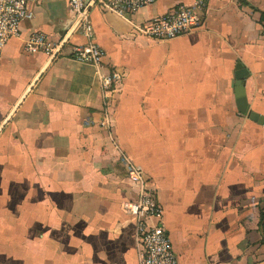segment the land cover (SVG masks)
I'll return each mask as SVG.
<instances>
[{"label":"crops","instance_id":"0c3cea01","mask_svg":"<svg viewBox=\"0 0 264 264\" xmlns=\"http://www.w3.org/2000/svg\"><path fill=\"white\" fill-rule=\"evenodd\" d=\"M93 2L94 0H86ZM126 17L98 0L88 17L107 67L122 74L102 125L95 67L71 56L76 28L49 62L23 40L60 44L69 0H27L0 57V264H138L137 196L114 141L150 177L180 264H264V125L239 113L235 64L249 107L264 115V0H206L200 26L172 39L139 36L177 4Z\"/></svg>","mask_w":264,"mask_h":264},{"label":"built area","instance_id":"2783aa9c","mask_svg":"<svg viewBox=\"0 0 264 264\" xmlns=\"http://www.w3.org/2000/svg\"><path fill=\"white\" fill-rule=\"evenodd\" d=\"M157 0H98L104 11L114 12L126 17L139 8L155 3ZM86 0H69L68 6L74 19L80 18L77 29L86 42L74 44L71 56L78 62L95 67L100 81L103 104L102 125L110 130V101L114 96L122 74L116 67H107L106 52L95 41L92 23L86 13ZM206 0H194L189 4L180 3L171 10L157 15L143 24L134 25L139 36L163 41L187 33L202 22ZM32 17L27 0H0V57L3 48L13 37H19L20 24ZM25 52H43L50 56L57 48V43L43 32H32L22 42ZM120 154V161L125 166L128 176L138 192L136 198L124 206L126 213L135 222L139 246L138 264H180L172 247L167 230L163 224V208L154 188L151 177L113 142Z\"/></svg>","mask_w":264,"mask_h":264},{"label":"water","instance_id":"95a60500","mask_svg":"<svg viewBox=\"0 0 264 264\" xmlns=\"http://www.w3.org/2000/svg\"><path fill=\"white\" fill-rule=\"evenodd\" d=\"M94 2H95V0L93 2H88L87 8L85 11L86 13H88V11L90 10V8ZM79 21H80V18H78V19L72 18V26H71L68 34H66V36L62 39L60 44L55 49V51L49 56V60L47 63H49L56 56V54L58 53L60 48L63 46V44L67 40V38L76 29ZM248 75H249L248 69L244 66V64L242 62L237 61V63L235 64V98H236L237 109H238L239 113L244 114L249 120H252V121L256 122L257 124L264 125V115L252 110L249 107V104H248V101H247V98L245 95V82H246ZM29 89H30V86L28 87V90ZM27 91L22 94V96L17 100L16 104L8 112L5 119L0 124V130L3 128L5 123L8 121V119L10 118L12 113L14 112L15 108L18 106V104L22 101V99L25 96V94L27 93Z\"/></svg>","mask_w":264,"mask_h":264},{"label":"trees","instance_id":"16d2710c","mask_svg":"<svg viewBox=\"0 0 264 264\" xmlns=\"http://www.w3.org/2000/svg\"><path fill=\"white\" fill-rule=\"evenodd\" d=\"M261 16L264 19V12H262ZM261 221H264V207L261 210Z\"/></svg>","mask_w":264,"mask_h":264}]
</instances>
